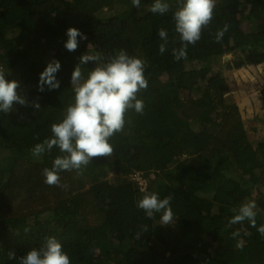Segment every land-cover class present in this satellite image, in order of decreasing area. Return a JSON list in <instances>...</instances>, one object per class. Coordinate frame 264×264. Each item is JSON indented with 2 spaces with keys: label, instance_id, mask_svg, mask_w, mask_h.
I'll use <instances>...</instances> for the list:
<instances>
[{
  "label": "trees",
  "instance_id": "1",
  "mask_svg": "<svg viewBox=\"0 0 264 264\" xmlns=\"http://www.w3.org/2000/svg\"><path fill=\"white\" fill-rule=\"evenodd\" d=\"M153 2L141 0L137 8L131 0H0V67L20 82L28 101L0 112V264H18L50 236L63 243L72 264H264L260 208L256 228L247 221L228 225L233 208L262 197L256 193L264 189V136L250 139L218 68L231 52L238 56L225 62L228 68L264 63V0H216L212 23L179 62L171 53L179 46L172 19L177 0H168L164 15L150 11ZM225 24L229 30L216 43ZM70 27L87 35L78 37L75 51L64 47ZM162 27L169 36L163 55ZM88 46L105 57L123 48L148 61L144 113H128L131 123L111 140L112 157L94 158L82 176L62 172L66 189L49 186L42 170L59 150L38 160L30 149L51 136V124L73 101L72 72ZM54 59L61 62L60 88L40 92V74ZM83 67L87 72L95 64ZM187 91L194 96L184 98ZM261 100L264 108V87ZM137 171L146 190L173 196L172 224L137 208L141 186L131 178ZM237 229L241 236L234 239Z\"/></svg>",
  "mask_w": 264,
  "mask_h": 264
},
{
  "label": "clouds",
  "instance_id": "2",
  "mask_svg": "<svg viewBox=\"0 0 264 264\" xmlns=\"http://www.w3.org/2000/svg\"><path fill=\"white\" fill-rule=\"evenodd\" d=\"M133 7H139L141 0H131ZM216 0H177L172 19L175 32L178 34L179 46H173L172 56L179 62L187 60L189 45L195 46L201 40L203 31L209 27L214 17ZM171 8L168 0H154L150 11L164 15ZM229 25L225 24L215 32V42L222 43ZM68 39L64 47L68 51L78 48V37L87 40V35L76 27L67 29ZM163 41L159 45V53L163 55L169 44L168 32L165 28L158 31ZM177 44L176 40L172 41ZM90 62L95 67L85 72V65ZM148 61L138 55L130 54L126 49H118L108 56L93 51L88 46L87 53L79 58L71 76V89L74 93L73 101L63 111V118L53 122L50 126L51 136L42 142L36 143L31 149V155L40 159L45 153L51 154L53 148L59 150L50 167L42 170L44 182L49 186L67 188L61 183V173L75 172L82 176L94 158L112 157L114 146L111 140L118 133H124L126 125L131 121L128 113L134 111L143 114L145 102L140 95L146 92L149 80L146 76ZM61 68L58 59L50 61L41 72L38 84L40 92L60 88L57 72ZM10 71L0 67V112L8 113L13 110L14 103L27 105L25 96L18 91L20 82L9 80ZM40 109L39 102L33 104ZM142 196L137 200L136 206L142 209L147 218L153 219L160 215V224L169 225L174 222V212L171 206V194L160 197L156 191L141 189ZM234 215L228 225L244 224L247 221L251 227H257V201L245 200L238 208H233ZM48 215V214H45ZM30 229L25 228V232ZM145 227L143 231H146ZM264 236V224L257 228ZM140 233L137 234L139 237ZM244 235H250L247 231ZM239 229L232 232V237L239 238ZM243 248V241L238 240L236 245ZM9 260H17L14 252L8 253ZM18 264H72V257L65 250L63 243L55 236L47 237L38 247H32L18 258Z\"/></svg>",
  "mask_w": 264,
  "mask_h": 264
},
{
  "label": "rangeland",
  "instance_id": "3",
  "mask_svg": "<svg viewBox=\"0 0 264 264\" xmlns=\"http://www.w3.org/2000/svg\"><path fill=\"white\" fill-rule=\"evenodd\" d=\"M243 28L249 29L247 21L243 23ZM237 56V52L223 55L219 59L220 67L218 68L226 78L230 96L240 107L250 139L256 141L264 136V108L261 100V89L264 87V63L246 65L241 68L226 67L225 62ZM192 96L194 95L189 91L183 93L184 98ZM259 193L262 197L259 196L257 208H260L264 216V189L258 191L256 195Z\"/></svg>",
  "mask_w": 264,
  "mask_h": 264
},
{
  "label": "built area",
  "instance_id": "4",
  "mask_svg": "<svg viewBox=\"0 0 264 264\" xmlns=\"http://www.w3.org/2000/svg\"><path fill=\"white\" fill-rule=\"evenodd\" d=\"M131 178L139 183L141 189H145L147 185V179L143 176L142 172L137 171L131 175Z\"/></svg>",
  "mask_w": 264,
  "mask_h": 264
}]
</instances>
